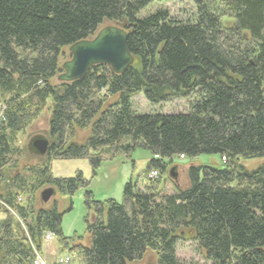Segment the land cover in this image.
I'll return each mask as SVG.
<instances>
[{"label": "trees", "instance_id": "trees-1", "mask_svg": "<svg viewBox=\"0 0 264 264\" xmlns=\"http://www.w3.org/2000/svg\"><path fill=\"white\" fill-rule=\"evenodd\" d=\"M154 1L0 0V264H34L47 232L80 264H130L148 251L156 264H182L180 240L211 264H264V165L240 164L264 157V0H194L192 21L166 9L139 17ZM108 24L129 33L134 63L59 81L64 49ZM140 93L155 104L189 99V109L139 114ZM46 109L50 146L41 156L18 138ZM138 148L153 157L122 202L96 200L81 170L52 171L55 159L88 158L96 175ZM200 154H219L222 165L191 164L186 188L163 193L160 176H150ZM28 155L38 161L23 164ZM46 186L71 199L85 191L87 242L64 235L58 201L39 204Z\"/></svg>", "mask_w": 264, "mask_h": 264}, {"label": "rangeland", "instance_id": "rangeland-1", "mask_svg": "<svg viewBox=\"0 0 264 264\" xmlns=\"http://www.w3.org/2000/svg\"><path fill=\"white\" fill-rule=\"evenodd\" d=\"M158 9H166L170 15L176 20L192 21L196 14V4L194 0H157L152 2L145 9L140 11L139 17H144L149 13H153ZM71 58L69 48L64 49V55L61 58L62 64ZM132 103L135 110L139 114L146 113H166L174 114L186 111L189 109V99L175 98L167 102L155 104L149 102L143 93L137 94L132 98ZM49 111L46 109L24 132L19 135L18 145L26 147L31 138L37 136L47 137ZM82 135V134H81ZM153 157V154L143 148H138L130 157L119 155L114 160H105L97 169L96 175L94 174L93 167L88 158L83 159H55L52 161V171L57 177L74 176L78 170L84 173L87 180L91 181V190L94 193L96 200H106L114 198L118 202L123 201V194L125 184L137 177L141 178L147 168L148 162ZM180 157V160L174 165L169 166L165 170L158 173L160 176L158 181V188L163 193H172L177 188H186L190 184L188 172L191 164H205V165H222V159L219 154H200L197 157ZM21 161L25 163H35L38 161L36 155H28L22 157ZM240 164L243 165L248 171H252L259 166L264 165V157L262 158H241ZM175 168L177 176L171 175V170ZM156 176V175H155ZM156 178V177H155ZM139 185L142 190H146V184L140 180ZM46 186L39 191L38 198L39 204L42 206H51L54 201H58L60 210L65 211L63 217V232L67 237H79L83 242H87V216L89 210L85 204V191L79 190L72 199L56 189V194L48 203H43L40 199V193ZM73 207L69 210L70 207ZM178 256L182 264H189L194 262L196 264H211L206 261L203 255L199 252L197 244L191 240H180L177 248ZM68 254L67 250L60 248L59 240L52 233L45 234L44 250L39 253L40 259L46 264H54L58 258ZM157 255L155 252L148 251L144 258L139 261L131 262L130 264H156ZM70 264H80L77 257H73Z\"/></svg>", "mask_w": 264, "mask_h": 264}, {"label": "water", "instance_id": "water-1", "mask_svg": "<svg viewBox=\"0 0 264 264\" xmlns=\"http://www.w3.org/2000/svg\"><path fill=\"white\" fill-rule=\"evenodd\" d=\"M129 33L117 24L102 27L92 38L78 41L69 46L71 58L62 64V72L58 80L71 82L86 76L92 66L105 64L116 73L126 71L135 61L128 48ZM50 142L47 137L37 136L28 143L29 150L38 155H45ZM172 176H177L175 167ZM56 194V188L49 186L40 193L43 203H48ZM152 264V263H148Z\"/></svg>", "mask_w": 264, "mask_h": 264}, {"label": "built area", "instance_id": "built-area-1", "mask_svg": "<svg viewBox=\"0 0 264 264\" xmlns=\"http://www.w3.org/2000/svg\"><path fill=\"white\" fill-rule=\"evenodd\" d=\"M181 158H184V155H181ZM157 175H158V171H155V170L151 171L150 173V176L152 178L157 177ZM71 262H72V257L70 255H66V256H62L58 258V260L54 264H70ZM34 264H46L40 259L39 253H37V256L34 260Z\"/></svg>", "mask_w": 264, "mask_h": 264}, {"label": "crops", "instance_id": "crops-1", "mask_svg": "<svg viewBox=\"0 0 264 264\" xmlns=\"http://www.w3.org/2000/svg\"><path fill=\"white\" fill-rule=\"evenodd\" d=\"M176 168V167H175ZM61 256H63V255H61Z\"/></svg>", "mask_w": 264, "mask_h": 264}]
</instances>
